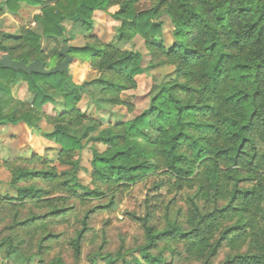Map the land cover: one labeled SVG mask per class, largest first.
Here are the masks:
<instances>
[{
	"label": "trees",
	"instance_id": "trees-1",
	"mask_svg": "<svg viewBox=\"0 0 264 264\" xmlns=\"http://www.w3.org/2000/svg\"><path fill=\"white\" fill-rule=\"evenodd\" d=\"M141 1L149 7L139 8ZM5 0L0 7L16 13L20 4L40 8L33 21L41 34L21 28L18 35H0V56L26 65L36 59L46 69L62 57L60 42L70 47L68 74L35 75L0 66V125L24 124L36 128L41 121L51 126L60 171L43 158L23 160L32 167L5 163L15 195H0V218L14 214L11 234L0 240L6 256L31 260L34 233L48 220H64L74 199L81 204L100 202L111 209L115 195L153 179L157 193L169 187L188 191L183 225L165 216L166 225L149 224V214L137 217L145 234L139 261L119 250L116 255H97L106 264H162L163 254L185 262L212 264L221 247L231 251L222 264H264V0ZM119 23L114 40L102 43L91 36L94 12L108 14ZM166 16L172 25L171 45L156 39L162 35ZM84 34L83 47L69 45L63 25ZM143 39L151 57L150 67H171L153 88L149 105L132 120L109 122L102 127L78 107L85 92L98 108L128 107L122 96L137 88L144 72L141 55L124 51L119 44ZM54 46L43 49L41 39ZM85 63L93 72L77 81L70 65ZM23 80L31 103L14 100L11 86ZM62 100L58 116L43 112L46 105ZM84 141L105 147L94 149L90 162L92 189L81 185L76 154ZM22 162V161H21ZM52 191L64 195L50 197ZM110 194V195H109ZM31 209L23 220H14L18 208ZM87 211L82 228L69 241L75 258L87 231ZM167 214V213H166ZM36 235V234H35ZM57 237L47 232L40 242ZM46 248L42 245L39 252ZM245 249V251H243ZM40 262H43L42 260ZM43 264V263H42ZM55 264H63L56 259Z\"/></svg>",
	"mask_w": 264,
	"mask_h": 264
},
{
	"label": "rangeland",
	"instance_id": "rangeland-1",
	"mask_svg": "<svg viewBox=\"0 0 264 264\" xmlns=\"http://www.w3.org/2000/svg\"><path fill=\"white\" fill-rule=\"evenodd\" d=\"M2 0H0L1 2ZM45 6H51L58 0H44ZM149 7L147 1H141L139 8L145 10ZM117 11V7L108 10V14L94 12L92 21L91 36L96 40L107 43L114 40L119 23L112 18ZM40 13V8L34 10L24 9L13 14L9 21L0 20V35H18L20 29L29 28L37 34L42 30L39 24L33 21L34 16ZM163 22L162 35L157 41H162L166 47L171 45L172 25L170 20L163 16L160 18ZM68 35L70 36L69 45L73 47H83L88 43V38L74 31L71 22L63 23ZM54 46L49 39L42 37L41 47L43 49ZM120 49L124 51H133L141 55L144 72L136 77L137 88L134 91L126 92L122 98L128 103V107L117 106L114 108H98L90 97L81 93V102L78 107L86 116L97 119L102 127H106L109 122L132 120L140 115L149 105L150 98L153 94V88L163 78L171 73V67H150L151 57L148 54L142 38L135 37L131 43L119 44ZM71 75L77 81L89 80L93 77V72L85 63L76 62L70 65ZM11 97L14 100L31 103L32 95L29 93L27 84L23 80L17 81L11 86ZM64 111L62 100H57L55 105H46L43 112L49 116H58ZM53 129L44 121H41L36 128H28L24 124L17 125H0V195H15V191L10 187V172L4 167L5 163L18 162V164L32 167V164L24 163L23 160L31 159L33 156L43 158L51 165L56 166L60 171L66 170L67 167L60 166L57 162V146L54 144L50 134ZM96 149L99 152L105 150L101 144L93 141H84L82 150L76 154L79 161L80 169L77 173L81 185L92 189L91 167L92 151ZM22 161V162H21ZM151 179L145 183H139L130 189L117 193L114 199V205L111 209L96 208L105 205L107 199L98 202L81 204L71 199L67 206L73 207L72 211L64 220H48L37 233H34L33 243L30 252L33 253L31 260H24L17 257H7L4 250L0 251V264H55L56 259H60L63 264H106L99 254H117L119 250L127 253L129 257H136L139 261L140 256L138 249L145 243V234L139 221L134 219L131 214L142 217L149 214V224L158 228L166 225L165 216L183 225V216L186 212L185 198L188 191L175 192L172 188L165 187L159 193L152 189ZM64 195L59 191H52L50 197ZM110 195V194H109ZM31 207L25 206L18 208L15 213L17 217L14 220L25 219L31 211ZM35 210V213H45L46 210ZM87 211H94L89 214L86 221L87 231L81 241L80 255L75 258L73 250L69 246V241L75 238L77 232L82 228V220ZM7 214L0 218V240L11 234L10 227L13 223V212L5 211ZM167 213V214H166ZM47 232L57 235L52 242H40L43 235ZM36 234V235H35ZM42 245L46 248L40 254L39 247ZM245 251V249L243 250ZM228 247H221L212 264H222L230 254ZM162 264H203L202 262H185L181 257H172L164 253ZM43 262H40V261ZM142 262V261H141ZM130 264H134L133 262Z\"/></svg>",
	"mask_w": 264,
	"mask_h": 264
},
{
	"label": "water",
	"instance_id": "water-1",
	"mask_svg": "<svg viewBox=\"0 0 264 264\" xmlns=\"http://www.w3.org/2000/svg\"><path fill=\"white\" fill-rule=\"evenodd\" d=\"M70 47L60 42V49L58 54L62 57V60H58L56 64L46 69L44 63L39 59L34 60L30 64L26 65L23 61H13L8 54L0 56V66L3 69L12 70L14 72H22L25 75L31 77L35 75H55L57 73L68 74L69 64L71 63V57L69 55Z\"/></svg>",
	"mask_w": 264,
	"mask_h": 264
},
{
	"label": "crops",
	"instance_id": "crops-1",
	"mask_svg": "<svg viewBox=\"0 0 264 264\" xmlns=\"http://www.w3.org/2000/svg\"><path fill=\"white\" fill-rule=\"evenodd\" d=\"M4 1L5 0H2L0 2V7H1V5H2V3ZM19 6H20L21 11L24 10V9H29V10H34L35 9V8L27 6L26 4H20ZM3 10H4V14L0 17V20L5 19L6 21H9L12 18L13 13L8 12L5 8H3Z\"/></svg>",
	"mask_w": 264,
	"mask_h": 264
}]
</instances>
